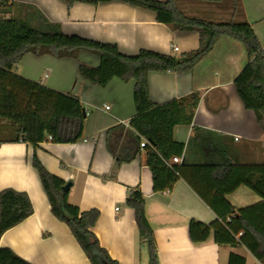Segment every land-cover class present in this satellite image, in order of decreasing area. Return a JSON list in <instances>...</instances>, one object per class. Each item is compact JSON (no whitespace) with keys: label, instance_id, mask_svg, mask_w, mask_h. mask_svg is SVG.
I'll return each instance as SVG.
<instances>
[{"label":"crops","instance_id":"1","mask_svg":"<svg viewBox=\"0 0 264 264\" xmlns=\"http://www.w3.org/2000/svg\"><path fill=\"white\" fill-rule=\"evenodd\" d=\"M8 1L34 5L50 21L60 23L64 33L115 43L127 55L151 49L179 56L200 45L198 32L173 30L157 21L154 11L124 1L97 5L76 2L70 7L64 0ZM223 2L184 1L190 14L205 16L213 14L211 8L197 5L215 7ZM241 2L245 18L264 48V0ZM82 63L98 67L101 59L86 50L80 51L77 58L27 53L14 68L25 78L77 96L88 114L83 138L76 142L47 139L36 147L26 142L0 145V190L24 191L34 207L32 215L1 236L0 245L33 264H92L69 226L52 213L38 171L32 165L36 152L48 171L72 184L68 191L71 204L82 211H100L93 231L120 264H149L150 260L147 245L139 236L134 209L126 204L128 189L137 186L144 195L146 215L154 229L159 264H229L231 253L244 256L246 264H264L243 244L220 245L213 235L204 242H194L189 231L191 220L209 224L218 215L186 177L170 188L155 191L153 173L145 162L146 149L141 143L135 157L122 162L115 177H111L116 155L127 158L137 151L130 125L136 114L135 81L114 76L106 86L94 84L80 75ZM247 63L245 46L222 36L191 71L149 73L150 97L155 103L163 104L194 91L200 93L193 123L174 127L176 141L188 145L193 126H199L220 134L236 163H264V131L254 111L245 107L234 84ZM144 139L141 136V142ZM195 147L192 144L189 152L191 161L198 159V154L193 153ZM184 173L198 182L191 169L184 168ZM226 197L236 209L262 200L246 185Z\"/></svg>","mask_w":264,"mask_h":264},{"label":"trees","instance_id":"2","mask_svg":"<svg viewBox=\"0 0 264 264\" xmlns=\"http://www.w3.org/2000/svg\"><path fill=\"white\" fill-rule=\"evenodd\" d=\"M64 1L70 7L76 2L97 5L116 0ZM119 1L154 11L157 21L173 30L198 32L199 47L179 56L151 49L127 55L115 43L64 33L60 23L50 21L34 5L0 0V145L26 142L36 147L47 139L54 142L82 139L88 110L80 99L25 78L15 73L14 68L27 53L35 56L50 54L57 58H77L82 50L94 53L100 57L101 64L98 67L80 64L82 77L100 86H106L114 76L135 81L136 114L130 125L138 147L135 154L127 158L116 155L111 177H115V170L122 162L135 157L141 136L145 137L148 140L144 147L145 162L153 173L154 190L170 188L181 177H186L218 215V219L209 224L192 219L189 225L192 240L200 243L213 235L220 245L243 244L264 262V163H236L229 156L221 135L199 126H193L188 145L176 141L174 127L193 123L200 93L194 91L159 104L152 101L149 90L150 72L191 71L212 51L220 37L233 38L245 46L248 57V63L234 84L245 107L254 111L264 131V48L245 18L241 0H227L232 8L231 19L221 21L190 14L185 0ZM192 144L196 146L193 153L198 154V159L193 161L189 158ZM174 156H182V161L169 167L166 162ZM32 165L38 171L52 213L69 226L90 262L120 264L100 244L93 231L100 211L96 208L82 211L71 204L68 191L63 190L66 183L48 171L36 152ZM184 168L191 169L198 182L189 178ZM241 185L250 187L262 200L236 209L226 195ZM126 204L134 209L140 239L148 248L149 264H159L154 229L147 218L145 198L139 186L128 189ZM33 213L34 207L26 192L14 188L0 190V238ZM0 264L33 263L0 245ZM229 264H246V258L231 253Z\"/></svg>","mask_w":264,"mask_h":264},{"label":"rangeland","instance_id":"3","mask_svg":"<svg viewBox=\"0 0 264 264\" xmlns=\"http://www.w3.org/2000/svg\"><path fill=\"white\" fill-rule=\"evenodd\" d=\"M196 7L199 8H211L210 10L213 12V14L207 16L213 20L221 21V20H229L231 19V12L232 8L230 7L229 2L225 0L222 5L220 6H205V5H197Z\"/></svg>","mask_w":264,"mask_h":264},{"label":"built area","instance_id":"4","mask_svg":"<svg viewBox=\"0 0 264 264\" xmlns=\"http://www.w3.org/2000/svg\"><path fill=\"white\" fill-rule=\"evenodd\" d=\"M174 49H177V47H174ZM106 109H109V106H106ZM88 114V112H87ZM148 144V140L144 139L141 142V146L144 147L145 145ZM182 161V156H174L171 160L167 161V165L171 167L173 164L180 163ZM241 234V233H240Z\"/></svg>","mask_w":264,"mask_h":264},{"label":"water","instance_id":"5","mask_svg":"<svg viewBox=\"0 0 264 264\" xmlns=\"http://www.w3.org/2000/svg\"><path fill=\"white\" fill-rule=\"evenodd\" d=\"M71 185H72V184H71L70 182H67V183L63 186V190H64V191H69Z\"/></svg>","mask_w":264,"mask_h":264}]
</instances>
